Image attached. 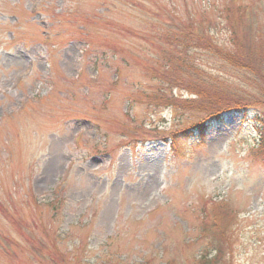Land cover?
I'll list each match as a JSON object with an SVG mask.
<instances>
[{
	"label": "rangeland",
	"instance_id": "1",
	"mask_svg": "<svg viewBox=\"0 0 264 264\" xmlns=\"http://www.w3.org/2000/svg\"><path fill=\"white\" fill-rule=\"evenodd\" d=\"M236 1L0 0V264H264L256 129L157 141L177 127L155 80L172 15L264 56V0Z\"/></svg>",
	"mask_w": 264,
	"mask_h": 264
},
{
	"label": "trees",
	"instance_id": "2",
	"mask_svg": "<svg viewBox=\"0 0 264 264\" xmlns=\"http://www.w3.org/2000/svg\"><path fill=\"white\" fill-rule=\"evenodd\" d=\"M234 4H237L236 0L233 7ZM209 7L212 8L213 5L209 3L205 9ZM160 9L162 13L167 12L163 5ZM168 11V14L172 13ZM227 12L230 13L229 10ZM156 14L159 15V12ZM194 16V13L190 12L184 23L180 16L172 15V23L167 26L170 31L161 35L162 40L170 41L166 45L171 44L173 49L171 53L168 49L171 54L167 60L169 63L165 64L170 65L168 70L164 74L158 73L155 80L159 82V88H168L166 106L170 108L174 125L177 127L172 134L158 137L157 141L177 151L175 144L187 145L189 141L197 140L218 126L226 127L231 119L237 120L236 124L251 125L256 129L264 147V56L256 58L249 48L243 49L242 46L245 45L241 44L236 27L228 25L232 38L223 40L222 32L219 34L223 28L212 23L203 25L202 18L199 17L196 21ZM241 16L248 17L245 13ZM43 28L45 32H49V25ZM252 64H256V68L252 67ZM242 71H246L244 75L253 78V81L249 80L260 87L246 90L237 88L239 81H233L234 75H240ZM164 78H167V81ZM184 92L187 97L182 101L180 94L184 95ZM228 215L226 210L225 226ZM213 219L219 222L218 214H215ZM39 246L47 247L48 244L40 239ZM41 250L42 248L38 249V253H44ZM42 259L51 264H77L75 259L64 257L57 261L46 253Z\"/></svg>",
	"mask_w": 264,
	"mask_h": 264
}]
</instances>
